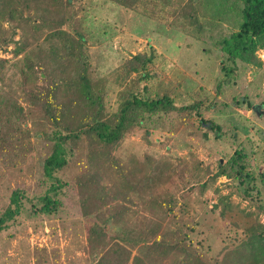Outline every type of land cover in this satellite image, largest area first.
Masks as SVG:
<instances>
[{
    "label": "rangeland",
    "instance_id": "rangeland-1",
    "mask_svg": "<svg viewBox=\"0 0 264 264\" xmlns=\"http://www.w3.org/2000/svg\"><path fill=\"white\" fill-rule=\"evenodd\" d=\"M31 5L20 25L12 28L7 20L1 21L0 29H6V35L15 31V39L22 36L28 43L19 55L14 54L13 43L0 48V57L7 59L5 79L0 80L4 95L9 92L11 79L16 86L24 56L56 28L43 21V14L48 17L46 21L53 20L42 6L37 7L34 2ZM160 5L156 17L111 0H75L53 16L65 19L57 28L85 38L94 76L107 78L109 110L117 107L122 87L115 81V73L126 59L141 51L155 53L149 66L153 77L145 81L151 85V92L168 91L177 105L202 101L201 115L178 119L173 126L155 121L156 116L136 127L116 150L123 159L142 157L145 153L162 155L177 169L154 195L155 207L140 200L136 204L125 202L131 210L124 224H110L111 234L121 233L125 227L119 242L131 253L129 264L135 255H141L142 247L157 238L168 235L177 242L172 235L177 229L188 232L193 239L190 247L209 264H221L222 247L241 233L239 230L236 235L232 228V217L220 214L224 197L234 210L245 209L252 213V219L264 224V49L257 51L261 65L238 60L228 78L223 66L231 63L225 59L221 45L239 30L243 2L194 0V23L187 15L179 14L178 7L169 1ZM11 97L19 99L25 108L18 122L28 130L34 145L20 162L9 160L3 149L0 152V207L9 203L12 189L26 194L25 210L8 229L0 232V264H94L98 256L91 257L87 248L88 220L81 212L77 186L70 180L80 166L59 172L68 181L59 192V208L51 214L40 211L39 196L50 184L43 179L42 167L48 151L45 132L50 127L40 112L29 111V105L19 94ZM255 105H259V112ZM201 120L218 124V135L216 126L208 128ZM239 151L244 152L243 176L228 162ZM218 161L225 165L223 173L209 180L201 192L199 182L191 179L195 164L205 171L202 175L206 180L221 170ZM177 252L148 259V263L178 264Z\"/></svg>",
    "mask_w": 264,
    "mask_h": 264
},
{
    "label": "trees",
    "instance_id": "trees-1",
    "mask_svg": "<svg viewBox=\"0 0 264 264\" xmlns=\"http://www.w3.org/2000/svg\"><path fill=\"white\" fill-rule=\"evenodd\" d=\"M72 1L75 0H0V27L2 20H7L12 28L20 25L25 10L30 11L32 2L37 7L42 6L44 13L50 14L53 20L46 21L48 17L43 14V21L56 26L24 56L16 86L11 79L8 93L4 95L0 88V152L3 149L9 160L20 162L34 145L28 130L18 122L25 108L19 99H13L11 95L19 94L29 105V111L40 112L50 127V131L45 132L48 151L42 163L43 179L50 184L39 196V210L51 214L59 208V192L68 184L59 172L80 166L70 180L77 186L81 212L88 220L89 255L98 256L94 264H129L131 253L126 245L119 242L125 227L121 233L111 234L110 224H124L131 210L125 202L136 204L140 200L155 207L154 195L176 174L177 169L162 155L155 157L145 153L142 157L123 159L116 154V150L136 127L156 116L155 121L173 126L178 119L201 115L202 101L177 105L170 92H151V85L145 81L153 77L149 66L155 53L141 51L126 59L115 73V81L122 87L118 92L117 107L109 110L106 101L108 81L106 77L94 76L85 38L57 28L65 19L53 16L54 12H59L62 6H71ZM111 1L156 17L162 8L160 3L169 1L178 7L179 14L187 15L190 22L197 21V13L191 5L194 0ZM239 1L243 2L240 28L225 38L221 45L225 59L231 63L223 66L228 78L235 71L238 60L253 65L262 64L257 51L264 49V0ZM17 17V22H12ZM0 33V48L13 43L16 55L28 44L22 36L15 39V31L6 35V29L1 28ZM6 61L5 57H0L1 81L5 79L3 69ZM200 123L212 129L216 126L218 135V124L208 120H201ZM243 157L244 152L239 151L228 160L242 176L245 170ZM218 162L221 170L206 180L202 175L205 171L198 163L195 164L191 179L199 182L201 192L207 188L209 180L223 173L225 165ZM24 197V191L11 190L9 203L4 208L0 207V232L8 229L25 210ZM221 203L220 214L224 218L232 217L236 235L241 230L235 241L222 247L221 264H264V224L252 219V213L245 209L234 210L227 197ZM173 234L177 242L170 240L168 235L157 238L142 247L141 255H135L130 264H151L148 259L170 255L172 251H178L180 255L178 264H209L203 255L190 247L193 239L188 232L177 229Z\"/></svg>",
    "mask_w": 264,
    "mask_h": 264
},
{
    "label": "water",
    "instance_id": "water-1",
    "mask_svg": "<svg viewBox=\"0 0 264 264\" xmlns=\"http://www.w3.org/2000/svg\"><path fill=\"white\" fill-rule=\"evenodd\" d=\"M254 109H255L257 112H259V111H260V109H259V105H255V106H254Z\"/></svg>",
    "mask_w": 264,
    "mask_h": 264
}]
</instances>
